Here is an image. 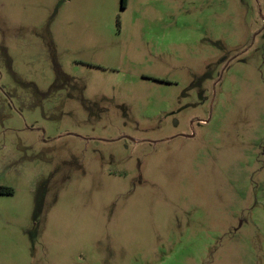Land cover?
Instances as JSON below:
<instances>
[{"label": "rangeland", "instance_id": "374dc122", "mask_svg": "<svg viewBox=\"0 0 264 264\" xmlns=\"http://www.w3.org/2000/svg\"><path fill=\"white\" fill-rule=\"evenodd\" d=\"M0 264H264V0H0Z\"/></svg>", "mask_w": 264, "mask_h": 264}, {"label": "trees", "instance_id": "16d2710c", "mask_svg": "<svg viewBox=\"0 0 264 264\" xmlns=\"http://www.w3.org/2000/svg\"><path fill=\"white\" fill-rule=\"evenodd\" d=\"M124 1V0H123ZM122 7H123V4H122ZM9 193L11 194V191H9Z\"/></svg>", "mask_w": 264, "mask_h": 264}]
</instances>
